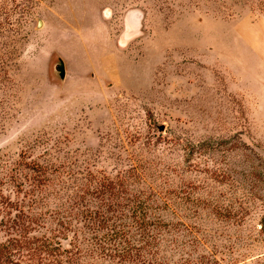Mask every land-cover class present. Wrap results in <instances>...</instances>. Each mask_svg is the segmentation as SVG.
<instances>
[{
	"label": "rangeland",
	"instance_id": "1",
	"mask_svg": "<svg viewBox=\"0 0 264 264\" xmlns=\"http://www.w3.org/2000/svg\"><path fill=\"white\" fill-rule=\"evenodd\" d=\"M4 9L0 264H264V0Z\"/></svg>",
	"mask_w": 264,
	"mask_h": 264
},
{
	"label": "trees",
	"instance_id": "2",
	"mask_svg": "<svg viewBox=\"0 0 264 264\" xmlns=\"http://www.w3.org/2000/svg\"><path fill=\"white\" fill-rule=\"evenodd\" d=\"M6 11L4 10H0V26L2 25L1 21H2V16L5 15ZM127 218V217H126ZM103 221V217H100V220L98 221L99 224H102ZM108 222V220L104 221L103 223L106 224ZM157 222H159V220H155V223L152 225H156ZM136 228L137 230H141L143 228H146V226L150 225V218L149 217H139L138 220L136 221ZM149 227V226H148ZM144 230V229H143Z\"/></svg>",
	"mask_w": 264,
	"mask_h": 264
},
{
	"label": "water",
	"instance_id": "3",
	"mask_svg": "<svg viewBox=\"0 0 264 264\" xmlns=\"http://www.w3.org/2000/svg\"><path fill=\"white\" fill-rule=\"evenodd\" d=\"M132 14V13H131ZM136 14L133 13L132 17H135ZM41 24V21H38V26ZM54 71L57 74L58 78L61 81H64L66 78V69H65V64L62 60H59L55 65H54ZM163 130V129H162Z\"/></svg>",
	"mask_w": 264,
	"mask_h": 264
}]
</instances>
